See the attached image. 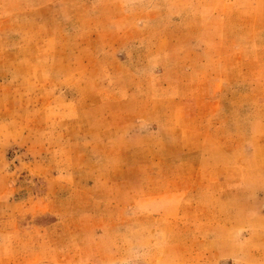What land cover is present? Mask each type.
Returning a JSON list of instances; mask_svg holds the SVG:
<instances>
[{
  "label": "rangeland",
  "instance_id": "obj_1",
  "mask_svg": "<svg viewBox=\"0 0 264 264\" xmlns=\"http://www.w3.org/2000/svg\"><path fill=\"white\" fill-rule=\"evenodd\" d=\"M0 264H264V0H0Z\"/></svg>",
  "mask_w": 264,
  "mask_h": 264
}]
</instances>
